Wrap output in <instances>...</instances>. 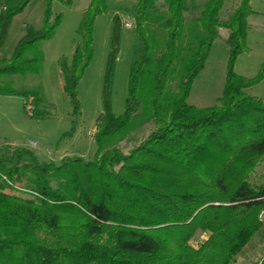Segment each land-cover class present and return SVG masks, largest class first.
Returning <instances> with one entry per match:
<instances>
[{
  "label": "trees",
  "instance_id": "1",
  "mask_svg": "<svg viewBox=\"0 0 264 264\" xmlns=\"http://www.w3.org/2000/svg\"><path fill=\"white\" fill-rule=\"evenodd\" d=\"M32 0H9L0 11V50L13 19ZM55 1L45 0L40 29L25 27L8 59H0V95L22 96L7 78L38 74L42 45L62 21ZM138 0L140 41L131 67L125 113L105 111L93 134L94 158L40 162L35 152L14 147L0 157V264H234L264 227V99L246 92L264 78L235 72L248 50L252 0H240L226 21L227 0H206L188 40L190 0ZM108 0H89L73 59L60 62L63 92L74 114L79 85L93 59L97 16ZM117 44L121 20L115 18ZM228 30L230 58L222 96L211 107L188 103L212 46ZM189 32V31H188ZM190 33V32H189ZM154 126L129 153L121 144L145 124ZM207 239L194 247L197 233Z\"/></svg>",
  "mask_w": 264,
  "mask_h": 264
},
{
  "label": "rangeland",
  "instance_id": "2",
  "mask_svg": "<svg viewBox=\"0 0 264 264\" xmlns=\"http://www.w3.org/2000/svg\"><path fill=\"white\" fill-rule=\"evenodd\" d=\"M9 0H0V11ZM138 0H108L107 12L95 19L93 35V59L79 85L80 111L74 114L70 100L63 92L60 62H71L75 46L80 39V27L89 0H72L70 4L55 1L53 16L62 15V21L52 39L42 45L43 60L38 74L7 78L9 84L22 96L0 95V157L9 156L12 148L21 147L35 152L40 162L60 165L64 158L80 157L91 161L97 150L93 134L97 117L105 111L108 98L111 112L116 116L125 113L131 67L138 55L140 41L135 18ZM206 0H190L185 13L187 34L192 40L196 19ZM240 0H227L221 12L226 21L239 6ZM256 13L248 18V50L241 53L235 63V72L254 78L264 69V0H252ZM159 15L166 13V0L157 3ZM46 11L45 0H32L25 11L16 16L9 28L8 37L0 50V59L13 54L18 41L30 25L40 29ZM121 20L117 44L114 42L115 18ZM126 24H130L127 27ZM190 33H189V32ZM220 37L212 46L204 69L195 79L188 103L196 107L214 106L222 96L230 49L228 30L220 29ZM252 96L264 99V78L261 83L246 90ZM33 97L32 109H26L27 100ZM154 126L145 124L131 133L119 148L129 153L133 147L148 137ZM264 175V164L251 176L252 183H259ZM205 233H197L191 242L194 247L207 239ZM264 227L237 256L234 264H263Z\"/></svg>",
  "mask_w": 264,
  "mask_h": 264
},
{
  "label": "built area",
  "instance_id": "3",
  "mask_svg": "<svg viewBox=\"0 0 264 264\" xmlns=\"http://www.w3.org/2000/svg\"><path fill=\"white\" fill-rule=\"evenodd\" d=\"M4 9H6V8H4ZM126 26L127 27H130V24H126ZM32 103H33V97H30L28 100H27V103H26V109L28 110V111H31V109H32ZM264 218V213H262L261 214V216H260V219L262 220Z\"/></svg>",
  "mask_w": 264,
  "mask_h": 264
},
{
  "label": "crops",
  "instance_id": "4",
  "mask_svg": "<svg viewBox=\"0 0 264 264\" xmlns=\"http://www.w3.org/2000/svg\"><path fill=\"white\" fill-rule=\"evenodd\" d=\"M260 259L263 261V260H264V255H262V256L260 257Z\"/></svg>",
  "mask_w": 264,
  "mask_h": 264
},
{
  "label": "water",
  "instance_id": "5",
  "mask_svg": "<svg viewBox=\"0 0 264 264\" xmlns=\"http://www.w3.org/2000/svg\"><path fill=\"white\" fill-rule=\"evenodd\" d=\"M264 264V263H263Z\"/></svg>",
  "mask_w": 264,
  "mask_h": 264
}]
</instances>
